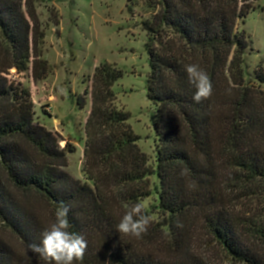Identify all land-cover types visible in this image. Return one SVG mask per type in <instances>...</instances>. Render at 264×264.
I'll list each match as a JSON object with an SVG mask.
<instances>
[{
	"label": "trees",
	"instance_id": "1",
	"mask_svg": "<svg viewBox=\"0 0 264 264\" xmlns=\"http://www.w3.org/2000/svg\"><path fill=\"white\" fill-rule=\"evenodd\" d=\"M36 1L0 0V264H54L28 246L40 243L60 202L71 209L70 230L88 244L84 260L74 264H205L184 250L198 227L231 263L264 264V211L241 205L264 191V69L255 71L256 83L246 80L244 56L252 45L239 29L252 0H158L144 23L147 98L157 116L154 163L139 148L130 114L114 104L122 71L107 63L95 68L87 180L67 171L74 148H62L35 122L30 90L9 79L11 70L31 71L34 81L48 74ZM192 63L213 85L200 103L185 72ZM86 102L77 98L82 109ZM152 197L161 217L147 233H119L124 206ZM161 243L174 251L169 261L141 249Z\"/></svg>",
	"mask_w": 264,
	"mask_h": 264
},
{
	"label": "rangeland",
	"instance_id": "2",
	"mask_svg": "<svg viewBox=\"0 0 264 264\" xmlns=\"http://www.w3.org/2000/svg\"><path fill=\"white\" fill-rule=\"evenodd\" d=\"M158 0H37L36 11L44 38L41 59L48 64V74L34 81L31 71L9 79L31 92L37 124L58 137L68 152L67 171L87 180L85 172L86 122L91 111V86L94 70L101 64L115 65L123 76L113 86L115 105L130 114L129 124L140 137L139 148L155 162L157 137L154 130L156 106L147 98L146 79L150 72L145 43L148 33L144 23L155 15ZM56 20L59 22L55 24ZM251 40L252 50L244 56L246 80L256 83L255 71L264 69V0H252L245 23H239ZM264 89V85L261 86ZM88 93V94H87ZM86 102L82 109L78 97ZM70 147V148H71ZM153 218L160 213L155 199L144 200ZM243 209L264 211V191L244 199ZM186 246L190 261L205 264H234L211 237L198 227ZM144 254L169 261L173 250L164 243L143 245ZM187 253V252H186ZM184 256V255H177Z\"/></svg>",
	"mask_w": 264,
	"mask_h": 264
},
{
	"label": "clouds",
	"instance_id": "3",
	"mask_svg": "<svg viewBox=\"0 0 264 264\" xmlns=\"http://www.w3.org/2000/svg\"><path fill=\"white\" fill-rule=\"evenodd\" d=\"M185 72L189 84L196 89L193 101L200 103L210 98L213 85L209 74L195 63L187 64ZM124 207L125 212L116 225L117 231L125 236L141 238L147 233L153 221V216L148 213V204L138 201ZM70 210L67 204L60 202L55 211L54 222L41 233L40 243L28 246L34 254L54 264H74L84 260L88 247L87 240L82 234L70 230L72 227L69 220Z\"/></svg>",
	"mask_w": 264,
	"mask_h": 264
}]
</instances>
